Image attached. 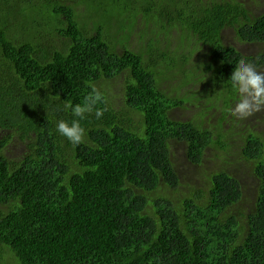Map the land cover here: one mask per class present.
Segmentation results:
<instances>
[{
    "label": "trees",
    "instance_id": "trees-1",
    "mask_svg": "<svg viewBox=\"0 0 264 264\" xmlns=\"http://www.w3.org/2000/svg\"><path fill=\"white\" fill-rule=\"evenodd\" d=\"M65 1L0 0V264H14L11 253L15 264H264L263 135H242L238 173L188 191L171 150L184 144L194 164L210 146L229 151L230 74L241 60L264 67V51L246 54L228 36L264 48V13L254 0ZM122 75L127 117L106 90ZM94 91L102 101L73 144L56 124ZM192 106L193 119L173 115ZM249 165L250 212L239 208Z\"/></svg>",
    "mask_w": 264,
    "mask_h": 264
},
{
    "label": "rangeland",
    "instance_id": "rangeland-1",
    "mask_svg": "<svg viewBox=\"0 0 264 264\" xmlns=\"http://www.w3.org/2000/svg\"><path fill=\"white\" fill-rule=\"evenodd\" d=\"M65 1V0H64ZM73 1H78V0H67L65 1L66 4H70ZM39 5V3H37ZM50 5H55L58 6V1L52 2ZM24 7V4L22 5ZM33 6H35L33 4ZM250 7L254 12V15H261L264 13V0H254L250 3ZM116 11V10H113ZM4 14H0V17H2ZM144 28V23H142L140 29L136 32L135 36L133 35L132 37V43L134 46L138 47L141 40L142 36L139 31H142ZM140 33V34H139ZM177 32L174 31L173 35H175ZM61 37V36H59ZM176 37V36H175ZM166 39V37H163ZM57 44L55 45L56 48H60L63 45L60 44L59 39H56ZM227 41V40H226ZM148 42V41H147ZM232 45L236 46L239 49H245L246 54H253L256 52H262L264 51L263 47H257L256 44L254 45H249V44H244L243 42H239L238 39H236V36H228V41ZM54 39L52 37L49 38V43L47 45V48L49 50H52L54 48ZM175 43V42H174ZM173 42L171 43V47L174 48L175 44ZM250 46V47H249ZM247 47V48H244ZM196 47L194 46L193 49ZM192 49H189V51ZM199 51V52H198ZM198 54H200V50L198 49L196 51ZM204 52V50H203ZM258 71L264 72V67H259ZM164 86V85H163ZM182 92L185 90L184 87H181ZM106 90L108 92L109 98L112 100V105L114 106V109L117 113H122V116L127 117L124 112H127L128 109L126 107V102H125V94L127 90V80L125 75H122V77H119V79L114 80L112 84H108L106 87ZM198 91V90H197ZM198 94L202 96V92L198 91ZM224 104L221 105L220 109L224 111L225 109ZM198 106H192L190 107V110L183 111L182 109H175L173 112V115L177 119H193V115L195 113V110L198 109ZM201 109V107H200ZM216 111L214 110L212 112L215 113ZM136 120L138 118H135ZM238 122V127L235 129L234 132L230 131V139L228 136V141L230 142L231 146L229 151H223L220 150L216 147H208L206 148L205 153L203 154L202 161L199 164H194L193 162L190 161L186 154V148L185 145L180 143V142H175L172 144L171 150H172V155H173V161L175 166L178 168V171L181 175V178L183 179V185L180 187V191H188V188H190L191 185L194 187H205V185H210V183L207 181L206 176L214 173L221 171L222 169H227L230 170L231 172L238 173V167H239V160H240V154H241V148H239L241 145L244 144L242 135H246L249 132H257L256 134L261 133L264 137V109L259 111L257 114L244 118V119H235ZM130 122L131 119H128ZM217 122L216 119L209 120V118H206V127H212L215 130V123ZM227 124H229L227 122ZM227 129V128H226ZM241 132V133H240ZM237 133V134H236ZM215 137L216 131H215ZM13 140H18L19 143L21 144L22 141L20 138V134H15L13 136ZM264 140V138H263ZM29 141L28 137H25V142L27 143ZM22 154V151H15L14 155L18 158ZM226 162H234L235 164L232 165H226ZM243 169L247 170L248 173L246 175L243 174ZM240 176L243 177V181L245 183V194L243 197V200L239 204V208L246 210L250 212V210L254 209L253 207L255 206L256 203V195H257V182H256V175H255V169L249 165L246 166L245 168H242V172H240ZM208 190V189H207ZM180 191L175 192V199L179 198V193ZM238 207H235V209H239ZM6 259L13 261V263H17L18 259L16 256L11 253L10 255L6 256Z\"/></svg>",
    "mask_w": 264,
    "mask_h": 264
},
{
    "label": "clouds",
    "instance_id": "clouds-1",
    "mask_svg": "<svg viewBox=\"0 0 264 264\" xmlns=\"http://www.w3.org/2000/svg\"><path fill=\"white\" fill-rule=\"evenodd\" d=\"M229 81L231 88L237 92V101L231 111L233 116L244 119L264 108V72L258 71L252 64L241 60L231 72ZM99 101H102V95L94 91V94L87 97L83 104L75 106L66 104L65 108L71 110L74 118L70 121L59 120L56 124L57 132L73 144L79 145L84 142L85 129L81 126L80 120L91 113ZM95 115L100 118L103 110H96Z\"/></svg>",
    "mask_w": 264,
    "mask_h": 264
},
{
    "label": "flooded vegetation",
    "instance_id": "flooded-vegetation-1",
    "mask_svg": "<svg viewBox=\"0 0 264 264\" xmlns=\"http://www.w3.org/2000/svg\"><path fill=\"white\" fill-rule=\"evenodd\" d=\"M244 44H249V45H254V44H251V43H249V42H243ZM250 47V46H249ZM244 48H247V47H244ZM243 50H245V49H243ZM250 117V116H249Z\"/></svg>",
    "mask_w": 264,
    "mask_h": 264
}]
</instances>
